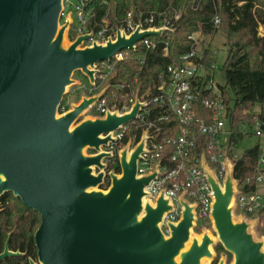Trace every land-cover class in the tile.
Returning a JSON list of instances; mask_svg holds the SVG:
<instances>
[{"label": "water", "instance_id": "95a60500", "mask_svg": "<svg viewBox=\"0 0 264 264\" xmlns=\"http://www.w3.org/2000/svg\"><path fill=\"white\" fill-rule=\"evenodd\" d=\"M62 10L63 0H0V195L12 192L40 215L34 235L38 263L206 264L200 261L212 256L210 236L204 233L200 243L195 239L187 243L195 206L181 195L180 217L165 223V235L161 225L174 208L170 198L162 191L154 200L146 199L145 187L157 176L158 166L150 173L137 174L145 133L128 160L124 152L130 141L116 153L119 174L106 172L107 164L102 163L113 154L101 147L113 141L112 132L134 120L143 106L138 97L128 112L108 110L77 123L106 87L58 113L75 71L94 83L95 63L109 60L120 49H134L137 41L159 35L167 27L142 31L138 25L128 36L117 31L114 40L82 46L91 33L70 41V14L60 23ZM85 148L95 153L84 155ZM224 163L220 183L201 159L219 244L233 255V264H264V239L256 240L252 231L257 219L233 218L238 181L226 152ZM106 175L109 185L100 189ZM17 255L6 244L0 261ZM29 264L36 263L30 260Z\"/></svg>", "mask_w": 264, "mask_h": 264}, {"label": "built area", "instance_id": "2783aa9c", "mask_svg": "<svg viewBox=\"0 0 264 264\" xmlns=\"http://www.w3.org/2000/svg\"><path fill=\"white\" fill-rule=\"evenodd\" d=\"M90 1L78 0L73 3L71 0H63L60 23L65 21L69 13V40L73 41L79 36L91 33L82 42V46L105 43L109 38L114 40L117 31L128 36L138 25L142 31L167 27V30L159 35L143 37L135 43L134 49H120L109 60L95 63L94 83L85 76L87 85L82 84V87L86 96L95 95L107 87L89 108L96 116H103L108 110H117L120 114L128 112L136 97L143 103L134 120L112 132L111 137L114 140L103 146L104 150L114 154L124 146L121 144L124 135L140 128L139 140L142 133H145L146 140L144 151L137 161V174L150 173L158 166L157 176L145 190L152 199L163 191L174 206L164 217L162 226L166 227L167 221L178 220L182 209L179 200L181 195L188 204L195 206L196 222L208 219L212 200L211 189L201 167V159L203 157L218 179H221L225 172L224 153H227L226 145L230 135L227 109L213 79L215 63L211 69L204 66V51L209 48L201 45L209 36L203 35L201 31L191 33L187 37L191 43L189 50L180 56V62L166 65L157 77L155 88H146L139 94L138 90L131 88V84L138 82L139 72L148 53L160 48L163 55L168 54L169 34L174 32V24L179 20L181 12L173 11L167 15L166 11H152L147 14L143 11H138L137 14L127 11L119 18L110 14L105 1L100 4L105 8L99 15L96 14L94 7L89 4ZM212 22L216 28L219 24L218 17L214 16ZM132 60L137 61L138 71L132 74L127 84L113 85L115 89H128V92L122 95V98H127V102L120 108L109 106L107 91L111 87L109 80L115 74V65ZM251 131L257 139L258 155L252 178L246 179L242 184L237 183L236 207L246 216L260 218V215L264 216V133L259 124ZM162 133L166 135L160 137ZM244 133L248 134L247 131ZM134 138L135 135L129 138V147L135 145ZM165 146L173 148L169 158L173 163L172 168L163 163L162 150ZM229 159L233 162L232 158ZM108 161L106 158L104 162L107 164ZM250 181L253 183L252 188L244 190L243 187L250 184Z\"/></svg>", "mask_w": 264, "mask_h": 264}, {"label": "trees", "instance_id": "16d2710c", "mask_svg": "<svg viewBox=\"0 0 264 264\" xmlns=\"http://www.w3.org/2000/svg\"><path fill=\"white\" fill-rule=\"evenodd\" d=\"M105 1L112 16L123 17L127 11L149 12L166 11L170 15L173 11H180L181 16L174 24V32L169 34L168 54L163 55L157 48L146 56L145 64L138 75V82L131 84L133 90L141 94L146 88L154 89L157 85V77L163 68L169 63H179L181 55L190 47L187 37L196 31L210 36L219 33L224 38L227 47L226 58L221 67L225 75V85L219 87L220 96L227 109V126L230 131L226 149L227 154L234 162L233 177L239 184L246 179H251L258 155V147L255 143L252 147L244 149L236 155L239 145L245 139L252 128L259 124L264 133V35H259V28L264 27V0H91L89 2L100 14L105 8L100 6ZM217 16L219 24L213 26V18ZM139 52H137V55ZM215 62L212 50L204 51V66L211 69ZM138 63L135 60L119 62L115 65L114 76L109 80L111 87L107 91L108 105L120 108L127 98L122 95L128 92L127 88L115 89L114 84H127L132 74L138 71ZM67 111V107L58 106V113ZM141 129L128 131L121 144L125 145L129 138L135 135L134 143L139 140ZM162 133L160 137H164ZM172 147H163V163L169 168L173 163L169 158ZM117 152L107 162L106 172L113 170L120 173ZM234 155L236 156L234 158ZM215 167V165H212ZM109 185V177L100 186L106 189ZM250 184L243 187L249 190ZM10 209L0 214V252L6 232L12 230L9 248L12 250L27 251V255H34L33 234L39 224V216L25 208L18 198L5 195ZM27 211V216L22 218V212ZM216 252L223 251L220 244L215 247ZM18 256V255H17ZM23 262V263H22ZM0 264H28L26 257H11ZM215 264V262L213 263Z\"/></svg>", "mask_w": 264, "mask_h": 264}, {"label": "rangeland", "instance_id": "374dc122", "mask_svg": "<svg viewBox=\"0 0 264 264\" xmlns=\"http://www.w3.org/2000/svg\"><path fill=\"white\" fill-rule=\"evenodd\" d=\"M73 3H77L78 0H71ZM73 10V9H72ZM260 35H264V31L262 29L258 30ZM202 47H208L210 50H212L215 53V64H214V70H213V79L214 82L217 85L224 86L225 85V75L221 70V67L223 65V62L226 58V51L227 47L224 44V38L219 34L215 33L209 36L206 42L202 43ZM71 79L73 82H71L66 90L65 94L63 95V98L60 102L61 106L67 107V110H70L74 105H77L84 95H86L85 89L82 87V84L87 85L85 76L81 74L80 71H75ZM94 117H97L94 115V112L92 110H86L80 114V116L77 119V123H80L82 121H86L89 119H92ZM255 143H257V139L253 136V132L250 131L245 137V139L241 142V144L238 147V150L235 152L236 155L242 152L244 149H248L252 147ZM135 145L128 148V151L134 148ZM124 147V146H123ZM121 147L118 149L120 151L123 149ZM101 151H105L103 147L100 149ZM117 151V154H118ZM84 155H93L95 153L94 150L85 148L83 150ZM235 156V155H234ZM105 163V162H103ZM97 171V170H96ZM223 178V177H222ZM221 179H218L221 183ZM98 190V189H95ZM147 200H154L150 196L146 197ZM261 217H249L244 215L235 205V208L233 210V218L237 219L239 217H243L247 221H252L257 219V223L252 227V231L254 234V238L257 239H264V216L260 215ZM180 217V216H179ZM179 219V218H178ZM162 232L167 235V228L161 225ZM204 233H207L210 238L212 239V256L210 259H205L206 264H233V255L228 253L227 251L223 250L221 252H216L215 247L219 244L217 232L213 227L211 218L209 217L206 220H199L194 221V226L192 227V234L195 235H202ZM189 246V245H188ZM34 263L39 264L38 261H35Z\"/></svg>", "mask_w": 264, "mask_h": 264}, {"label": "flooded vegetation", "instance_id": "af4514ba", "mask_svg": "<svg viewBox=\"0 0 264 264\" xmlns=\"http://www.w3.org/2000/svg\"><path fill=\"white\" fill-rule=\"evenodd\" d=\"M105 161V159H103L102 160V163ZM106 180V177L104 178V181ZM5 195H11L12 197H14V198H18V197H15L14 195H13V193L12 192H3L1 195H0V214H2V213H5V211L6 210H8V209H10V207L8 206V201H7V199L5 198ZM19 199V198H18ZM20 200V199H19ZM20 202L22 203V201L20 200ZM22 205L25 207V208H27V209H29V210H31V211H33V212H35L34 210H32V209H30V208H28L27 206H25L23 203H22ZM23 214H22V218H25L26 216H27V211H23L22 212ZM38 216H39V224H38V227H39V225H40V223H41V217H40V215L37 213V212H35ZM38 227L36 228V230L38 229ZM14 229H12V230H9L8 232H6V236H5V239H4V241H3V245H2V251L0 252V254H2L3 253V251H4V249H5V245L7 244V249H8V251H10V252H13V253H19V255L18 256H8V257H6V258H4L3 260H1L0 262H2V261H4V260H6V259H9V258H11V257H26V259H27V261H28V264H29V261L30 260H32V261H37V255H36V247H35V241H34V235H35V232H36V230H35V232H34V234H33V245H34V247H35V252H34V255H27V251H21L19 248L17 249V250H12V249H10L9 248V241H10V238H11V234H12V231H13ZM23 263V262H22Z\"/></svg>", "mask_w": 264, "mask_h": 264}, {"label": "bare ground", "instance_id": "6f19581e", "mask_svg": "<svg viewBox=\"0 0 264 264\" xmlns=\"http://www.w3.org/2000/svg\"><path fill=\"white\" fill-rule=\"evenodd\" d=\"M65 44H66L65 40H63L61 46L64 47ZM130 154H131V150H130V151H127V150H126V151L124 152V155H125V157H126V160L129 159ZM142 204H143V205L146 204V200H145L144 198L142 199ZM181 205H182V204H181ZM230 207H231V204H230ZM202 238H203V235H192V234H190L187 243L192 242L193 239H195V241H197L198 243H200L201 240H202ZM261 245H262V251L264 252V240L261 241ZM204 261H205V260L202 259V260L200 261V263H202V262H204Z\"/></svg>", "mask_w": 264, "mask_h": 264}, {"label": "crops", "instance_id": "0c3cea01", "mask_svg": "<svg viewBox=\"0 0 264 264\" xmlns=\"http://www.w3.org/2000/svg\"><path fill=\"white\" fill-rule=\"evenodd\" d=\"M259 29H262L264 31V27H260Z\"/></svg>", "mask_w": 264, "mask_h": 264}]
</instances>
